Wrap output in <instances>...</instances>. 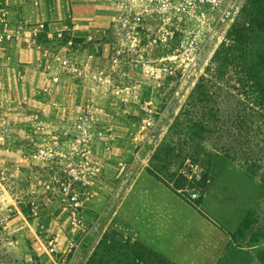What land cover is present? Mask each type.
Returning <instances> with one entry per match:
<instances>
[{
	"label": "rangeland",
	"instance_id": "obj_1",
	"mask_svg": "<svg viewBox=\"0 0 264 264\" xmlns=\"http://www.w3.org/2000/svg\"><path fill=\"white\" fill-rule=\"evenodd\" d=\"M122 1L0 3V264H264V169L182 115L212 57H264V0L164 45Z\"/></svg>",
	"mask_w": 264,
	"mask_h": 264
},
{
	"label": "trees",
	"instance_id": "obj_2",
	"mask_svg": "<svg viewBox=\"0 0 264 264\" xmlns=\"http://www.w3.org/2000/svg\"><path fill=\"white\" fill-rule=\"evenodd\" d=\"M234 41L244 38L237 33ZM250 58L212 57L182 115H192V135L200 144L218 142L230 161L259 171L264 169V57ZM232 79L247 90L230 86Z\"/></svg>",
	"mask_w": 264,
	"mask_h": 264
},
{
	"label": "built area",
	"instance_id": "obj_3",
	"mask_svg": "<svg viewBox=\"0 0 264 264\" xmlns=\"http://www.w3.org/2000/svg\"><path fill=\"white\" fill-rule=\"evenodd\" d=\"M235 2L236 0H123L118 6L120 10L130 14L157 15L162 26L152 38V42L164 45L168 43L171 35V32L167 30V25H171L176 19L185 18L194 27H202L211 31L231 14ZM6 28L5 14L3 10H0V44L5 42ZM197 55V51L191 49L185 51L181 57H198ZM190 167L192 175L197 176V167L193 165ZM61 191L67 193V186L62 184ZM190 198L195 199L196 193H192Z\"/></svg>",
	"mask_w": 264,
	"mask_h": 264
},
{
	"label": "crops",
	"instance_id": "obj_4",
	"mask_svg": "<svg viewBox=\"0 0 264 264\" xmlns=\"http://www.w3.org/2000/svg\"><path fill=\"white\" fill-rule=\"evenodd\" d=\"M2 2V0H0V3Z\"/></svg>",
	"mask_w": 264,
	"mask_h": 264
}]
</instances>
